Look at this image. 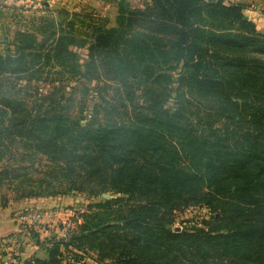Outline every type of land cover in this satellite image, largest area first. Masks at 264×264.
<instances>
[{"label": "trees", "instance_id": "trees-1", "mask_svg": "<svg viewBox=\"0 0 264 264\" xmlns=\"http://www.w3.org/2000/svg\"><path fill=\"white\" fill-rule=\"evenodd\" d=\"M246 7L122 3L92 40L26 30L0 54V189L46 157L63 191L116 195L23 264L72 250L102 264H264V33ZM197 205L213 216L175 230L176 211Z\"/></svg>", "mask_w": 264, "mask_h": 264}, {"label": "rangeland", "instance_id": "rangeland-1", "mask_svg": "<svg viewBox=\"0 0 264 264\" xmlns=\"http://www.w3.org/2000/svg\"><path fill=\"white\" fill-rule=\"evenodd\" d=\"M92 3L93 0H76L73 8L67 7L65 12L54 14L51 10H45L41 3L38 7H34L33 0H0V54L5 55L10 51L9 48L11 46L20 44L21 40L18 39V36L21 38V32L26 30L40 32L41 35L43 34L41 37L43 39L47 38L49 43L52 42V39H49L52 31H56L58 34L71 31L79 39L89 41L93 39L95 28L100 25L99 23H103L101 25L106 27L116 25L113 19L115 20L117 11L113 13L110 10L112 15H106L103 8V11H96L95 9L101 8H97L96 6L94 9L91 6ZM225 3L246 4L245 13H249L255 22L256 19L259 20V24L256 23L257 29L259 32L264 33V0H225ZM248 7H251V9ZM107 16L113 18L112 22L106 23L105 18ZM75 50L80 55L81 62H83L87 55L86 48L75 47ZM48 70L49 67L45 66L43 68L44 73ZM54 70H57V68ZM16 81L21 86L29 87V93H34L36 88H38V94H45L53 86L52 83L42 81L38 82L37 86L32 84L33 82L27 83L26 80ZM72 86L66 88V93L72 90ZM77 88V95L79 96L81 95V87ZM27 98L29 100L33 97L28 96ZM45 158H37L32 166L20 170V178L17 181L13 183L5 182V185L0 189V211L4 215H8L9 229L16 228L14 231H6L8 232L6 237L0 236V264H23L26 259L35 257L44 258L47 247L51 246L54 239H67L69 232L76 230L75 228L79 226V223H82L81 217L68 231H62L60 226L37 231L34 227L29 226V224L20 222V213L29 209L52 210L58 207H71L77 204L86 206L116 196L111 193H103L101 196L94 198L88 196L86 193L63 191L64 189H61L58 182L54 181L52 176L47 175L43 171L49 168V163H47ZM48 182L56 187L54 189L52 186L48 187ZM31 188H35L38 191L43 190L42 195L26 199L20 198L22 192H28ZM212 216L210 210L204 205L177 210L173 228L177 231L191 229L194 225L203 224V220ZM37 240H39L38 243ZM62 248L65 250L64 247ZM83 260L82 264H102L98 262L97 256L93 252L83 256Z\"/></svg>", "mask_w": 264, "mask_h": 264}, {"label": "built area", "instance_id": "built-area-1", "mask_svg": "<svg viewBox=\"0 0 264 264\" xmlns=\"http://www.w3.org/2000/svg\"><path fill=\"white\" fill-rule=\"evenodd\" d=\"M86 210L87 207L82 204L52 210L29 209L19 214V220L34 227L37 231L59 226L62 231H68ZM78 255L84 254L78 250L64 251L62 253L63 264H82L83 257H77Z\"/></svg>", "mask_w": 264, "mask_h": 264}, {"label": "crops", "instance_id": "crops-1", "mask_svg": "<svg viewBox=\"0 0 264 264\" xmlns=\"http://www.w3.org/2000/svg\"><path fill=\"white\" fill-rule=\"evenodd\" d=\"M146 1H148V0H93V3L91 4V6H93L94 9L96 8V6H97V8H101V9H95L96 11H101L102 8H103V10L106 13V15H112L110 10L113 13L115 11L118 12V10L120 8V4H122V3L124 5H128L130 7H141V6L144 5V3ZM237 1H239V0H237ZM33 3H34V7H38L39 4L41 3V4H43V7H44L45 10L46 9L51 10L54 14H56L58 12H65V10H67V7L68 8H71V7L73 8V4L76 3V0H33ZM249 6H251V5L249 4ZM248 8L251 9V7H248ZM247 12H249V11L247 10ZM247 15L251 19L254 20V18L251 17L249 15V13ZM107 18L111 19V20L113 19V18H110L109 16H107ZM256 23L259 24V20L258 19H256ZM8 226H9V224H8V215H6V214L4 215V213L0 211V236H5L6 237L8 235V232H6V231H14V230H16V228L9 229Z\"/></svg>", "mask_w": 264, "mask_h": 264}]
</instances>
